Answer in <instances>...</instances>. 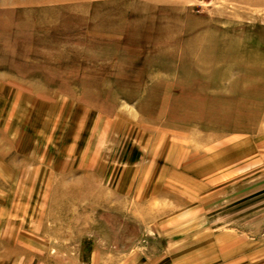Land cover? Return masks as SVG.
<instances>
[{
  "label": "rangeland",
  "instance_id": "1",
  "mask_svg": "<svg viewBox=\"0 0 264 264\" xmlns=\"http://www.w3.org/2000/svg\"><path fill=\"white\" fill-rule=\"evenodd\" d=\"M0 264H264V0H0Z\"/></svg>",
  "mask_w": 264,
  "mask_h": 264
},
{
  "label": "bare ground",
  "instance_id": "2",
  "mask_svg": "<svg viewBox=\"0 0 264 264\" xmlns=\"http://www.w3.org/2000/svg\"><path fill=\"white\" fill-rule=\"evenodd\" d=\"M88 130H89V129H88ZM169 140H170V139H169ZM163 214H164V211H163V212H159V213L157 212V216H158V217L162 216Z\"/></svg>",
  "mask_w": 264,
  "mask_h": 264
}]
</instances>
